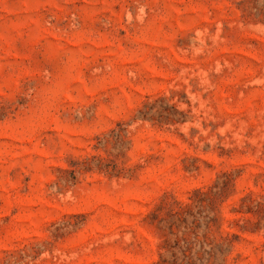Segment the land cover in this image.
Wrapping results in <instances>:
<instances>
[{
	"label": "rangeland",
	"instance_id": "rangeland-1",
	"mask_svg": "<svg viewBox=\"0 0 264 264\" xmlns=\"http://www.w3.org/2000/svg\"><path fill=\"white\" fill-rule=\"evenodd\" d=\"M0 264H264V0H0Z\"/></svg>",
	"mask_w": 264,
	"mask_h": 264
}]
</instances>
